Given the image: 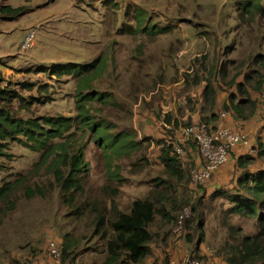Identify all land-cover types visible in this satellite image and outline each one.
<instances>
[{
    "label": "rangeland",
    "instance_id": "374dc122",
    "mask_svg": "<svg viewBox=\"0 0 264 264\" xmlns=\"http://www.w3.org/2000/svg\"><path fill=\"white\" fill-rule=\"evenodd\" d=\"M240 1L0 0V7L10 4L29 8L26 14L12 19L2 18L0 12V26L6 30L0 50L11 52L0 57L6 69L1 76L4 86L8 84L19 93L13 102L16 115L77 118L79 91L83 88L84 94L92 92L102 97L91 100L88 107L105 129L104 136H109L107 141L133 130L142 140L141 148L129 155L109 154V149L98 144L89 131L76 126L72 135L84 145L86 192L72 205L63 202L62 190L48 165H36L41 152L11 142L6 151L9 155L0 157V186L16 184L10 195L14 207L11 211L3 209L0 216V264H32L40 258L53 264L48 258L47 242L56 239L62 244L66 234H71L77 248L74 261L65 264H102L104 240L95 233L98 212H93L90 205L96 203L100 209L106 204L113 217L110 203L114 201L116 208L128 211L135 198L152 196L157 183L167 178L159 160L162 141L178 143L180 127L164 123V108L170 105V111L181 116L185 108L192 107L187 118L190 124L197 122L193 113L200 110L201 92L208 81L214 80L222 88H237L236 83L244 82L245 74L264 71V65L255 59L264 54V23L243 25L237 16ZM29 36L33 44L25 48ZM97 59L99 64L91 69L89 81L82 87L77 72L52 71L58 65L68 69L85 67ZM7 65L16 67L11 70ZM252 76L254 85L260 75ZM256 99L264 107V96L256 95ZM224 110L220 109L219 115ZM251 127L258 144L264 137V124L256 121ZM258 151L259 145L254 154ZM260 160L264 163V156ZM257 161L254 158L253 165ZM190 162L195 167L193 157ZM235 166L228 175L237 174ZM38 184L47 195L27 197L26 187ZM190 184L192 189L189 184L180 188L178 197L183 206L193 195L194 199L201 198L194 215L202 214L204 220V239L197 245L199 249L194 253L199 242L196 222L193 243L182 239L174 248L167 240L175 225L158 215L151 227L159 234L152 243L153 253L140 264H164L166 259L168 264L173 255L180 261L199 258L203 264H223L225 244L231 243L226 224L242 228L244 233L258 232L256 219L225 212L232 205L226 196L213 197L206 186L196 192ZM227 184L221 182L218 188L228 190L223 188Z\"/></svg>",
    "mask_w": 264,
    "mask_h": 264
},
{
    "label": "trees",
    "instance_id": "16d2710c",
    "mask_svg": "<svg viewBox=\"0 0 264 264\" xmlns=\"http://www.w3.org/2000/svg\"><path fill=\"white\" fill-rule=\"evenodd\" d=\"M24 1L29 2L31 0ZM28 9L25 5L14 7L10 4H2L0 12L2 18L12 19L26 14ZM237 16L239 21L246 26H252L256 22L264 23V0H241L237 5ZM255 59L264 65V54L257 55ZM98 64L99 59L91 65L87 64L85 67L76 69H68L58 65L52 71L56 74H61L66 69L69 72H77L80 77L79 87H82L83 84L88 83L91 69H94ZM252 73L260 75L259 80L254 85L252 84ZM244 79V82L236 83L240 99L236 94L230 93L228 96L230 104L225 102L222 106V109L231 112V115L233 114L236 119H247L255 113L257 101L252 98L251 91L258 95L264 94V71L255 70L245 74ZM4 81L5 79L0 74V157L9 155L6 151L13 141H18L32 150L41 152L40 160L36 165H48L55 183L62 190V199L66 205H72L77 201L80 194L86 192L83 185V174L87 171L84 145L77 142L72 135V130L76 126L89 131L98 144L105 149H109V154L114 152L129 155L133 150H139L142 146V140L137 139L138 134L135 130L130 133L122 132L107 141L109 136H104L105 129H102V125L94 120V116L88 107L91 100L102 99L95 93L88 92L84 94L83 88L80 89L77 118L63 115L24 118L16 115L13 108V102L19 97V93L17 90L10 88L8 84L4 86ZM251 84L252 86H250ZM249 86L254 90H251ZM211 90L213 92L214 88L211 87ZM236 99L238 100L236 101ZM163 121L166 124H173L166 118ZM175 125L179 126L178 124ZM184 146L188 151V156H190L186 160L178 157L175 142L162 141L159 160L167 178L157 183L152 196L135 198L128 211L116 208L113 201L110 203L114 212L113 217L109 216L106 204H104V208L100 209L96 203L90 205L93 212H98L95 233L104 240L105 258L102 264H123L126 262L140 264L146 261L153 253L152 243L159 236L157 232L151 229L156 217L160 215L170 224L174 223L176 225L179 214L187 205L191 206L192 215L185 222L186 235L184 240L188 244L193 243V225L196 222L195 232L199 233V242L194 246V253L199 249L197 245L201 244L204 239V220L202 214L196 212V216L194 215L201 198L194 199L193 195L189 202L183 206L178 193L180 188H186L188 184V187L191 188L192 168L201 167L204 161L198 149L202 164L199 166L194 163V167L190 162L193 157L191 148L196 149L197 146L194 142H187ZM260 147L262 150L259 152L264 155V147ZM235 164L236 169L240 171L238 162ZM243 167L244 170L240 171L239 175H235L233 190H230L231 188H228V190L217 188L212 192L213 197L226 196L227 199L231 200L232 205L225 212L229 215L237 214L242 217L256 219L259 229L255 234H248L244 233L242 228L226 224L231 231V243L225 244L226 258H224L223 264H264V170L250 172L247 166ZM15 186L14 183L0 186V203L4 201L7 205H0V216H2L4 210L11 211L13 209L14 202L10 195ZM113 192H116V190H113ZM35 195L46 196L47 191L39 184L34 188L27 186L26 196L31 198ZM187 228L192 232L188 233ZM173 229L169 233L168 240L165 236L169 244V237ZM61 245L64 261L62 264H65L67 260L74 261L77 247L76 242L71 238V234L64 235ZM40 259L32 264H37Z\"/></svg>",
    "mask_w": 264,
    "mask_h": 264
},
{
    "label": "built area",
    "instance_id": "2783aa9c",
    "mask_svg": "<svg viewBox=\"0 0 264 264\" xmlns=\"http://www.w3.org/2000/svg\"><path fill=\"white\" fill-rule=\"evenodd\" d=\"M32 44L33 40H31V36H29L25 39L23 46L25 48H30ZM227 114L228 112L224 110L220 113V116L223 118L226 117ZM221 120L222 119H219L215 122L197 121L179 126L178 132L180 133V138L178 143H175V150L178 157L186 160L188 151L184 145L187 142H194L204 161L201 167L191 171V182L196 192L215 175L221 166L228 163L231 152L236 147L245 145L249 142L248 134L244 129H241L242 125L225 124L222 123ZM191 215L192 208L190 205L185 206L179 214L178 221L170 238L171 245L174 248H177L179 242L185 238V222ZM47 244L49 260L55 264H62L63 254L61 243L53 239L49 240ZM169 259L168 264H203V261L199 258L180 261L179 258L173 255L170 256ZM167 260L168 259H166V261Z\"/></svg>",
    "mask_w": 264,
    "mask_h": 264
},
{
    "label": "crops",
    "instance_id": "0c3cea01",
    "mask_svg": "<svg viewBox=\"0 0 264 264\" xmlns=\"http://www.w3.org/2000/svg\"><path fill=\"white\" fill-rule=\"evenodd\" d=\"M4 27L5 26H2V27L0 26V39L2 38V36L6 32ZM8 54H11V52H4V51L0 50V55H1L0 57L8 55ZM157 65H159V64H157ZM7 66L11 70L16 67V65L15 66L7 65ZM5 71H6V69H5L4 65L0 64V74L1 73L5 74ZM211 87L214 88L213 92L211 90ZM222 87L217 85L216 81H214V80H213V82H210V81L207 82V84L205 85L204 89H202V92H201L202 104H201L200 110L197 111L196 113L195 112L193 113L194 121H197V120L201 121V119H202L205 122H215L219 119H222L221 122L225 123V124H230V125L237 124L238 126H240V125L245 126V131L248 134L249 142L245 145L236 147L232 151L230 161L227 164L221 166L218 169V171L215 173L214 177L211 180L207 181V183L204 186H206L208 193H211L212 191H214L218 187H220L221 182L227 184L229 181H231V183L229 185L227 184V185H225L226 187H223V188H233L234 183H235V179H233V181H232L231 178L232 177L235 178L237 175H239L244 170L243 166H247V168L249 169L250 172H256L257 170H264V163L262 162V160H260V158H262L264 155H261L259 152L260 150H262V148L260 146L264 147V137L261 140H259L258 144H257L253 138L252 133H251L254 130V128L251 126L255 125L256 121H258L261 125L264 124V107L260 106L258 100L256 99V95H258V94L255 93V96L252 95V98L257 101V107L255 110V113L251 117H249L247 119L239 118L240 119L239 120V119H236L233 116V114L231 115V112L230 113L228 112L227 116L222 118L219 115V110L222 109V106L225 104V102H227V104H230V101L228 100L229 94L234 93L238 96V99H240V97H239L240 95L238 94V89L236 87L229 86V87H232L231 89L230 88L227 89L226 87L222 88ZM221 94H223V95H221ZM238 99H236V101ZM185 101H186V96H185ZM169 106L170 105L166 106L164 108V110H166V111L163 110V112L161 114V116H163L162 117L163 120L166 118L168 121L173 122L175 124H178L179 126H181L183 124L190 123L191 119H189L187 117L189 115L188 114L189 110L192 107L185 108L182 115L177 116L176 114H174L170 111L171 108ZM187 119H189V120L186 121ZM184 121H186V122H184ZM253 121H255V122H253ZM263 135H264V133H263ZM258 145H259L258 154H256V153L254 154V151L255 150L257 151ZM255 146H257L256 149H254ZM191 155L193 156V162L200 166L202 164V160H201V156H199L197 147H196V149L191 148ZM254 158H258V161H257V164L255 163L253 165L252 161H254ZM236 162H238L241 172L237 171L236 176H234L233 174L228 175L227 174L228 171H230L233 168V166ZM152 249L154 250L153 246H152ZM46 263H50V262H46V261H44V259H40L37 262V264H46ZM53 264H55V263H53Z\"/></svg>",
    "mask_w": 264,
    "mask_h": 264
}]
</instances>
